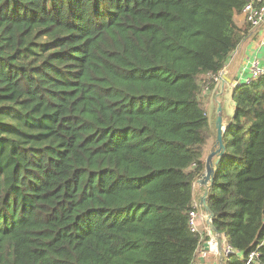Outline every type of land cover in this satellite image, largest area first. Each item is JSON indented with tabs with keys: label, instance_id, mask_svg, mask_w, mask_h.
<instances>
[{
	"label": "trees",
	"instance_id": "1",
	"mask_svg": "<svg viewBox=\"0 0 264 264\" xmlns=\"http://www.w3.org/2000/svg\"><path fill=\"white\" fill-rule=\"evenodd\" d=\"M246 0H0V264H201L194 183ZM209 188L264 259V74L234 88Z\"/></svg>",
	"mask_w": 264,
	"mask_h": 264
},
{
	"label": "crops",
	"instance_id": "2",
	"mask_svg": "<svg viewBox=\"0 0 264 264\" xmlns=\"http://www.w3.org/2000/svg\"><path fill=\"white\" fill-rule=\"evenodd\" d=\"M235 21L240 30H245L249 26L245 20L244 14H236ZM264 25L259 28H249V33L244 34L241 37V43L239 47L233 52L232 56L229 58L226 67L222 71L226 74L227 79L225 83H218L212 91L210 88L206 87V101L209 109L210 117L216 116L217 102L222 103L223 107V124L224 127H227L229 118L232 114V101H231V89L234 88V83L238 79H243L250 74L251 62L255 57H259L264 64V46L260 45V37L263 34ZM205 89V88H204ZM215 141H210L206 147V158L207 156L215 149ZM218 157H214L216 161ZM195 188V198L197 200L201 199L202 194L205 192V186H202L200 183H194ZM202 232L207 231L210 236L209 229L206 226L205 222L201 219L198 221ZM212 237L210 236L209 240ZM208 240V241H209ZM205 243V242H204ZM204 243L198 251V258L201 260V264H220V256L213 252L212 246L215 245L213 241L211 243V250L207 251L206 255H203L205 251ZM200 264V263H198Z\"/></svg>",
	"mask_w": 264,
	"mask_h": 264
},
{
	"label": "built area",
	"instance_id": "3",
	"mask_svg": "<svg viewBox=\"0 0 264 264\" xmlns=\"http://www.w3.org/2000/svg\"><path fill=\"white\" fill-rule=\"evenodd\" d=\"M242 13L245 16V20L247 24L251 28H259L264 25V0H246ZM260 45L264 46V29H263V34L260 37ZM222 72L217 76H212L214 81L219 80ZM264 74V64L262 60L259 57H255L252 62H251V69H250V74L244 77L243 79H238L234 83V87L240 85V84H249L253 80L259 78L261 75ZM208 88V85L206 86ZM204 221L203 216L201 214V203L200 200H197L195 198L194 204H193V209L190 212V218H189V225L190 228L193 232H199L203 233L202 229L200 228L199 220ZM209 229V228H208ZM210 236L212 237L210 243L213 241L215 242V245L212 246L213 252H215L218 256L222 255H230L231 253H237V250L233 249V247L227 243L225 235L222 234V252L220 253L218 248H217V242L215 239V235L211 233L209 229ZM260 246L256 250H252L251 252L248 253V255L244 259V264H264V259H262V252L260 251ZM211 248V249H212ZM210 249V250H211ZM207 251L205 250L203 252V255L205 256Z\"/></svg>",
	"mask_w": 264,
	"mask_h": 264
},
{
	"label": "water",
	"instance_id": "4",
	"mask_svg": "<svg viewBox=\"0 0 264 264\" xmlns=\"http://www.w3.org/2000/svg\"><path fill=\"white\" fill-rule=\"evenodd\" d=\"M227 79V76L225 73L222 72L219 80L216 81L214 90L218 83L224 84L225 80ZM235 88V87H234ZM234 88L231 89V101H232V114L231 117L234 115L235 112V106L236 102L233 99V92ZM217 108H216V128H217V137H216V146L213 151L207 156L206 158V168L203 172L202 176L198 179L197 183H200L202 186H205V192L202 194L200 203H201V213L204 219V222L206 226L210 229L211 233L215 235V239L217 242V248L219 252H222V234L218 232L216 229L213 219H214V212H212L208 206L207 203V197L209 194V188L213 182V178L215 176V173L218 169V165L220 164V158L225 152V145L223 142V133L226 130L223 124V107L221 102H217ZM208 115L210 117L209 109H208ZM218 157L216 161H214V157ZM204 248L206 251H209L211 249V243L210 241H206L204 243Z\"/></svg>",
	"mask_w": 264,
	"mask_h": 264
},
{
	"label": "rangeland",
	"instance_id": "5",
	"mask_svg": "<svg viewBox=\"0 0 264 264\" xmlns=\"http://www.w3.org/2000/svg\"><path fill=\"white\" fill-rule=\"evenodd\" d=\"M205 90H206V87H205ZM207 91V90H206ZM206 91H204V95H205V98H206ZM202 214V213H201Z\"/></svg>",
	"mask_w": 264,
	"mask_h": 264
}]
</instances>
